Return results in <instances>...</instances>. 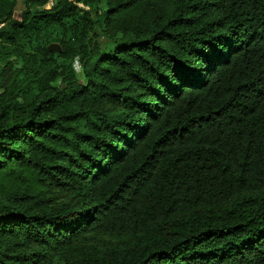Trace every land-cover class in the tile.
I'll return each instance as SVG.
<instances>
[{"label": "trees", "instance_id": "trees-1", "mask_svg": "<svg viewBox=\"0 0 264 264\" xmlns=\"http://www.w3.org/2000/svg\"><path fill=\"white\" fill-rule=\"evenodd\" d=\"M16 3L0 264H264V0Z\"/></svg>", "mask_w": 264, "mask_h": 264}, {"label": "rangeland", "instance_id": "rangeland-1", "mask_svg": "<svg viewBox=\"0 0 264 264\" xmlns=\"http://www.w3.org/2000/svg\"><path fill=\"white\" fill-rule=\"evenodd\" d=\"M80 6H82L80 4ZM16 9L17 10H22L23 9V3H22V0H17V3H16ZM56 45H53V47H55ZM74 67L77 71H79V64L77 62H74Z\"/></svg>", "mask_w": 264, "mask_h": 264}]
</instances>
